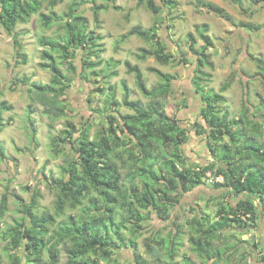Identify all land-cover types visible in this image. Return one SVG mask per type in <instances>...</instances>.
<instances>
[{"label": "trees", "instance_id": "obj_1", "mask_svg": "<svg viewBox=\"0 0 264 264\" xmlns=\"http://www.w3.org/2000/svg\"><path fill=\"white\" fill-rule=\"evenodd\" d=\"M47 1L52 9L57 2L63 0ZM103 1L113 2V0ZM227 1L239 12L247 13L242 0ZM250 1L253 6L264 4V0ZM88 4L94 6V1H72L65 19H61L53 10L48 14L39 12L42 8V0H0V25L8 34H13L18 23H27L30 16L38 12V20L43 28H50L54 24L63 22L64 33L61 36L53 39L40 37L37 40L39 47L42 48L40 53L42 62L39 63V67L49 71V81L46 84L30 83V77L23 76L13 82L17 87H28L26 92L30 104L27 108V116L32 127L31 140L34 143L36 129L30 119V114L34 112L31 107L33 104H38L42 108V114L52 120L67 116L63 96L68 90L70 80L62 73L59 59L64 61L68 71H74L76 68L74 61L78 52L84 51L85 60L82 67L84 76L86 70H94L105 62L101 57L105 52L103 44L105 37L96 29H89L88 20L81 12V7ZM167 4L171 7L174 4L173 0H167ZM106 8L107 6H99L94 10L97 13V10ZM111 8L120 9L116 5H112ZM146 8L153 14H158L161 10L154 0H146ZM207 9L215 10L221 15V11L211 4L207 5ZM195 33L203 45L198 52L193 51L197 60L193 62L195 77L192 83L197 92L201 93L203 90L201 82L206 81V77L209 78L201 68L212 67L206 52L213 47V44L207 35L206 24L195 26ZM129 34L156 45L151 51L141 49L139 59L152 56L161 64L177 61L172 54L166 53L165 46L160 43L157 28L134 30ZM126 37L127 35L122 39ZM187 41L189 50H193L196 40L192 34H188ZM13 42L19 57L16 64H26V55L21 52L16 35L13 37ZM93 57L95 61H90ZM181 60L187 59L182 56ZM251 60L255 62L264 81L263 62L256 57H252ZM119 64V61L112 63L111 60L106 66L113 67ZM123 64L126 72L134 75L136 87L141 95L154 103L143 106L138 101L129 100L124 85L122 104L133 114L117 113V119L114 112L118 111L109 109V127L106 132H100L99 137L92 141L88 140L83 132L78 134L76 141L79 147L75 151L76 158H70L60 148L64 140H74V135L77 133L72 124H66L62 137L53 139L54 152L56 155H63L65 165V177L57 182L59 194L53 215L34 214L33 209L36 207L39 195L33 193L28 203L21 204L24 218L14 221L12 226L2 228L5 224L4 218L8 212L9 200L6 193L8 187H5V193L0 198V242L5 243L2 251L6 255L8 264H58L61 248H64L67 257L65 264H100L103 261L104 264H121L115 257L117 251L126 245L133 252L136 250V243L132 240L127 241L120 233L121 230L126 229V224H131L133 229L130 234L137 235L142 229V222L146 220L140 210L155 214L162 220L164 218L162 215L165 216L169 208L177 203V199L171 194L178 193L180 189L186 193L199 186H207L214 190H224L231 197L238 199L234 206L229 202H219L212 216L206 211L199 210L187 221L190 231L188 240L192 251L209 264L229 261L232 257L228 254L230 250L236 248L239 242H245L239 237L237 242H233V235L228 234L229 230L253 229L259 219V209L263 212L261 217L264 221V142L255 139L260 135L258 132L262 129L261 123L255 119L254 114L252 117L246 115L250 111L247 108L240 114V118L230 120L226 115L219 116L215 111L218 105L225 103V97L221 93L230 87L231 81L224 83L219 92L214 93L210 90L202 96L204 105L200 109V115L205 124L198 127L211 141V143L208 141L209 153L212 157L217 156V163L208 162L192 170L180 169V165L185 161L180 147L186 141V131L174 119L161 112V106L157 101L168 94L173 77L153 70L160 83L154 89L148 90L138 67L132 66L128 61ZM116 75L115 71H111L107 77ZM110 98V104L116 106L117 102L113 96ZM9 111L11 107L4 101L0 102V132L4 128L3 113ZM165 148L168 149L166 154ZM162 154L168 156L164 157ZM118 157L123 158L121 165L127 164L128 167H133L132 175L139 182L129 179L127 187L121 186L122 176L115 160ZM5 159L0 142V161ZM207 173L214 177L222 176L223 182L209 183L206 181ZM212 200L213 198L207 199L208 202ZM83 201L87 203L79 209L77 216L56 221L63 215L66 205L76 209ZM119 205L123 214L116 212ZM114 212L116 215H121L119 221L115 219ZM172 228L165 240L169 243L168 246H161L160 249L162 254L166 255L165 261L161 264H179L175 258H177V250L182 246L179 236L181 229L179 226ZM218 242L223 244L222 248L216 245ZM145 248L152 255L160 257L158 249L152 251L150 244L146 243ZM134 256H136L135 264H147L141 257L135 254ZM244 257L242 255V259ZM185 261L188 259L186 258Z\"/></svg>", "mask_w": 264, "mask_h": 264}, {"label": "rangeland", "instance_id": "obj_2", "mask_svg": "<svg viewBox=\"0 0 264 264\" xmlns=\"http://www.w3.org/2000/svg\"><path fill=\"white\" fill-rule=\"evenodd\" d=\"M72 1L78 0H63L57 2L51 9L50 3L42 0V8L39 12L48 14L53 10L61 19H65ZM93 1L94 6L85 5L81 7V12L88 20L89 29H96L105 37L103 41L105 52L101 54L105 62L94 70H86L84 76L82 75L84 51L78 52L74 61L76 66L74 71H68L64 61L59 59L62 73L70 80L68 90L63 96L67 116L52 120L42 114V108L38 104H33L31 107L34 112L30 114V119L36 129L35 143L31 140L32 127L27 116V108L30 104L26 92L28 87H17L13 82L23 76L30 77V83L46 84L49 81V71L39 67V63L42 62L40 59L42 48L39 47L37 40L40 37L53 39L61 36L64 33L63 22L54 24L50 28H43L38 20V12L31 15L27 23H18L13 34L5 32L0 25V102L4 101L11 107V111L3 113L4 128L0 132V142L6 157L4 161H0V198L5 193L6 186L8 187L6 193L9 196L8 212L2 228L12 226L14 221L24 218L21 204L28 203L33 193L39 195L36 207L33 209L34 214L53 215L59 194L57 182L65 177L63 155L55 154L53 139L62 137V131L66 129L67 123L72 124L77 133L74 135V140H64L60 148L70 158H76L75 151L79 147L76 141L78 134L83 132L86 138L92 141L99 137L100 132H106L109 127V109L118 111L114 112L116 118L117 113L133 114L122 104L124 85L129 100L138 101L143 106L154 103L138 91L134 75L126 72L123 64L126 61L138 67L148 90L154 89L160 83L153 70L173 77L170 91L157 101L161 106V112L174 119L186 131V141L180 147L185 161L180 165V169L192 170L199 166L198 164L203 165L213 161L217 163V156L212 157L209 153L207 134L198 127L205 124L200 109L204 105L202 96L210 90L214 93L219 92L227 81H231L230 87L221 93L225 97V103L216 107V113L219 116L226 115L228 120L238 119L247 108L250 111L246 115L252 117L254 114L255 119H258L262 126L261 131L258 132L260 135L255 139L264 142V81L255 62L251 60L252 57L259 58L264 65V4L253 6L250 0H242L243 7L247 11L245 14L239 12L227 0H173L174 4L171 7L167 4V0H154L161 10L158 14H153L146 8V0H113L111 3L103 0ZM208 4L220 10L221 15L215 10H208ZM112 5L120 9L114 10L111 8ZM99 6H107V8L97 10L95 13L94 8ZM203 24L208 26L207 35L213 44V47L206 52L212 67L201 68L209 78L206 77V81L201 82L203 90L198 93L192 83L195 77L193 62L197 60L193 51L198 52L203 45L195 33V26ZM150 27L157 28L160 43L165 46L166 53L172 54L177 61L161 64L152 56L139 59L141 49L151 51L156 45L129 33L134 30H147ZM188 34H192L196 40L193 50L188 48ZM14 35L21 52L26 55V64H16L19 57L13 42ZM126 35L127 37L122 39ZM182 56L187 60L182 61ZM111 60L112 63L119 61L120 64L113 67L106 66ZM90 61H95L94 57ZM111 71H115L117 75L107 77ZM111 96L117 102L116 106L110 104ZM166 151L167 148L165 154ZM122 159L118 157L115 160L122 176L121 186L125 188L129 179L134 182L139 181L132 175L133 167H128L127 164L121 165ZM171 196L177 199V203L169 208L165 216L162 215L164 217L162 220L155 214L140 210L146 220L142 222V229L137 235L130 234L133 229L131 224H126V229L121 230L120 233L127 241L132 240L136 243L134 252L126 245L115 253L121 264H135L134 254L144 259L147 264H161L165 261L166 255L162 254L160 249L161 246H168L169 243L165 240L169 231L173 229L172 226H179L181 229L179 236L182 249L177 250L176 261L179 264H209L192 251L188 240L190 231L187 221L199 210L206 211L212 216L219 202H229L234 206L238 199L231 197L224 190H213L207 186H199L186 193L180 189ZM209 198L213 200L208 202ZM86 203L87 201H83L76 209L66 205L63 215L56 221L74 218ZM116 212L123 214L120 205L116 208ZM261 212L259 209V219L253 229L228 231V234L233 235V242H237L238 237L245 242L238 241L237 247L228 253L232 256L230 260H225L222 264H264V221L260 218ZM119 216L121 218V215H116L114 212V217L118 221ZM146 243L150 244L152 251L158 249L160 257L157 258L149 253L145 248ZM4 245V242H0V264H8L6 255L2 251ZM216 245L223 247L221 242ZM59 254L58 264H65L67 257L64 248H61ZM242 255L245 256L243 259ZM186 258L189 262L185 261ZM100 264H104V261Z\"/></svg>", "mask_w": 264, "mask_h": 264}, {"label": "built area", "instance_id": "obj_3", "mask_svg": "<svg viewBox=\"0 0 264 264\" xmlns=\"http://www.w3.org/2000/svg\"><path fill=\"white\" fill-rule=\"evenodd\" d=\"M206 181H208L209 183H213V182L221 183V182H223V178H222V176L214 177L210 173H207L206 174Z\"/></svg>", "mask_w": 264, "mask_h": 264}, {"label": "flooded vegetation", "instance_id": "obj_4", "mask_svg": "<svg viewBox=\"0 0 264 264\" xmlns=\"http://www.w3.org/2000/svg\"><path fill=\"white\" fill-rule=\"evenodd\" d=\"M198 165H200V164H198ZM208 188H210V187H208ZM211 189H213L212 187H211ZM214 190V189H213Z\"/></svg>", "mask_w": 264, "mask_h": 264}, {"label": "crops", "instance_id": "obj_5", "mask_svg": "<svg viewBox=\"0 0 264 264\" xmlns=\"http://www.w3.org/2000/svg\"><path fill=\"white\" fill-rule=\"evenodd\" d=\"M192 156V155H191ZM194 156V155H193ZM179 248H181V247H179ZM182 249V248H181Z\"/></svg>", "mask_w": 264, "mask_h": 264}, {"label": "water", "instance_id": "obj_6", "mask_svg": "<svg viewBox=\"0 0 264 264\" xmlns=\"http://www.w3.org/2000/svg\"><path fill=\"white\" fill-rule=\"evenodd\" d=\"M260 218L262 219L261 215H260Z\"/></svg>", "mask_w": 264, "mask_h": 264}]
</instances>
